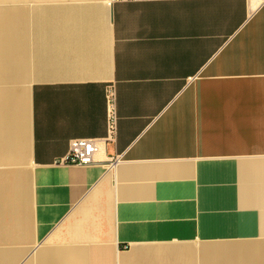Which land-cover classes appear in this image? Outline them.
<instances>
[{
  "label": "crops",
  "instance_id": "0c3cea01",
  "mask_svg": "<svg viewBox=\"0 0 264 264\" xmlns=\"http://www.w3.org/2000/svg\"><path fill=\"white\" fill-rule=\"evenodd\" d=\"M0 264H264V0H0Z\"/></svg>",
  "mask_w": 264,
  "mask_h": 264
},
{
  "label": "built area",
  "instance_id": "2783aa9c",
  "mask_svg": "<svg viewBox=\"0 0 264 264\" xmlns=\"http://www.w3.org/2000/svg\"><path fill=\"white\" fill-rule=\"evenodd\" d=\"M108 137L76 138L70 142L69 152L57 159V165L89 166L99 162V155L105 151L107 142L116 139L118 133V112L116 110V94L113 87L108 89Z\"/></svg>",
  "mask_w": 264,
  "mask_h": 264
},
{
  "label": "rangeland",
  "instance_id": "374dc122",
  "mask_svg": "<svg viewBox=\"0 0 264 264\" xmlns=\"http://www.w3.org/2000/svg\"><path fill=\"white\" fill-rule=\"evenodd\" d=\"M27 91H28V90H27ZM29 95H30V91H28V96H29ZM28 96H27V97H28ZM28 98H29V97H28Z\"/></svg>",
  "mask_w": 264,
  "mask_h": 264
}]
</instances>
